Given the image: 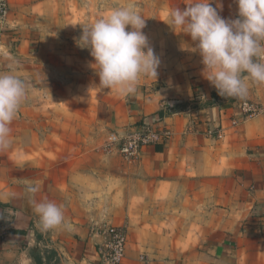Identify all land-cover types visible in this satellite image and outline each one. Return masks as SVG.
Wrapping results in <instances>:
<instances>
[{
	"label": "crops",
	"instance_id": "crops-1",
	"mask_svg": "<svg viewBox=\"0 0 264 264\" xmlns=\"http://www.w3.org/2000/svg\"><path fill=\"white\" fill-rule=\"evenodd\" d=\"M220 3L224 18L237 17L233 0ZM7 35L14 40L12 32ZM18 40L2 42L0 72L12 70L26 80L40 50ZM161 82V88L129 95L126 113L118 104L111 123L120 130L151 121L169 135L119 167L105 192L88 167L57 164L44 155L43 141L33 148L36 143L18 132L17 150L0 151V220L11 218L6 229L0 226V264H107L94 226L115 219L128 227L119 264H264V85L249 82L246 96L222 97L193 70L190 77L166 75ZM242 101L261 112L246 116ZM25 180L38 182L37 201L64 206L62 225L40 227ZM144 220L162 221L153 241L138 233Z\"/></svg>",
	"mask_w": 264,
	"mask_h": 264
},
{
	"label": "rangeland",
	"instance_id": "rangeland-1",
	"mask_svg": "<svg viewBox=\"0 0 264 264\" xmlns=\"http://www.w3.org/2000/svg\"><path fill=\"white\" fill-rule=\"evenodd\" d=\"M187 2L188 0H6L7 12L0 21V52L4 49L1 47L2 42L9 45L20 43V40L17 42L18 38L29 41L31 50H40L38 65L32 66L31 58L28 78L25 80L28 85L27 96L22 104L33 105L35 108L25 111L21 107L11 123L10 133L14 137L10 138L11 150L16 151L19 146L18 132L21 137L36 143L32 145L33 148H37L39 142L43 141L42 148L46 150L43 151L44 155L52 156L57 164L88 167L91 169L93 182L105 192L106 181L113 178L119 167L132 162L118 152L119 138L142 123L129 124L120 130L113 128L111 119L117 111V105L121 104L126 113L129 95L132 93L120 95L107 88L101 91L94 89L99 85V77L89 66L93 62L90 50L78 47L74 38L80 37L83 25L95 22L115 8L133 3L145 19L146 26L142 31L160 59L156 80L142 77L136 86L135 92L145 94L147 89L151 91L161 88V79L166 75L183 73L190 77L192 70L201 74L203 65L199 54L181 50L182 43L194 46L190 36L179 33V30L175 32L167 24L170 11L176 7L184 9ZM217 4L221 5L220 0H216L213 7ZM217 10L224 18L221 8ZM9 31L12 32L10 37L13 41L7 35ZM81 152H84V157H78ZM97 164L103 165L99 171L96 169ZM68 174L74 176L72 172ZM110 193L111 191L106 192ZM105 197L108 199V196ZM10 222L11 218L8 216L0 220V226L6 229ZM161 222L144 220L138 233L147 235L146 239L153 241L151 235L157 237L161 233ZM104 224L121 225L128 236L125 220H103L95 224L94 228ZM45 239L47 238L41 240ZM100 248L101 246L99 253ZM141 257L147 262L146 253Z\"/></svg>",
	"mask_w": 264,
	"mask_h": 264
},
{
	"label": "clouds",
	"instance_id": "clouds-1",
	"mask_svg": "<svg viewBox=\"0 0 264 264\" xmlns=\"http://www.w3.org/2000/svg\"><path fill=\"white\" fill-rule=\"evenodd\" d=\"M216 0H188L186 7L173 8L168 25L190 36L194 46L181 50L198 53L201 74L222 97H244L249 82L264 85V0H233L235 19L223 18ZM144 17L133 3L113 9L106 16L82 26L75 43L90 50V68L99 77L94 89L115 90L120 95L135 92L142 77L157 78L159 57L149 45ZM28 85L14 71L0 72V151L11 145L10 125L27 96ZM24 192L43 230L64 223L62 204L35 199L39 184L24 181Z\"/></svg>",
	"mask_w": 264,
	"mask_h": 264
},
{
	"label": "built area",
	"instance_id": "built-area-1",
	"mask_svg": "<svg viewBox=\"0 0 264 264\" xmlns=\"http://www.w3.org/2000/svg\"><path fill=\"white\" fill-rule=\"evenodd\" d=\"M7 12L6 0H0V21L4 19ZM241 108L248 117L255 116L261 112V108L255 103L242 101ZM169 135V131H159L155 129L150 121H144L136 128L130 130L124 136L119 138L118 152L127 160L133 161L139 157L142 148L155 144ZM97 236L103 238L100 245L102 260L107 264H119L125 254L126 234L122 226L104 224L94 228Z\"/></svg>",
	"mask_w": 264,
	"mask_h": 264
},
{
	"label": "trees",
	"instance_id": "trees-1",
	"mask_svg": "<svg viewBox=\"0 0 264 264\" xmlns=\"http://www.w3.org/2000/svg\"><path fill=\"white\" fill-rule=\"evenodd\" d=\"M159 116H163V112H159ZM36 259V258H35ZM37 261V263L36 264H38V260H36Z\"/></svg>",
	"mask_w": 264,
	"mask_h": 264
}]
</instances>
